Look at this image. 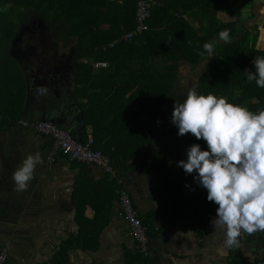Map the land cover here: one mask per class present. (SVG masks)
Here are the masks:
<instances>
[{
    "label": "trees",
    "instance_id": "1",
    "mask_svg": "<svg viewBox=\"0 0 264 264\" xmlns=\"http://www.w3.org/2000/svg\"><path fill=\"white\" fill-rule=\"evenodd\" d=\"M155 1L158 5L151 8L148 30L141 37L103 49L133 30L136 0H0V135L16 126L22 128L20 120H32L25 118L26 70L11 51L19 44L22 29L43 28L51 35L53 45L74 46L75 95L86 101L79 108L84 127H91L92 149L107 156L116 170H128L134 162L141 172L156 175L160 181L158 193L168 188L176 203L188 206L192 199L197 200L200 217L189 218L188 222H193L188 224H193L201 239L218 206L207 200V191L194 181V173L186 174L148 146L150 127L167 106L180 62L192 67L205 63L195 83L199 93L225 96L253 112L264 109V88L248 82L244 75L245 69L254 71L253 60L264 56V51L255 48L257 34L239 20V8L230 0ZM218 13L228 19L221 21ZM224 29L229 30L230 42L219 41L215 55L206 62V54H199L202 45L218 40V33ZM93 62L107 65L94 70ZM43 121L56 125L48 119ZM43 137L50 149L51 139ZM194 143L206 148L203 140L188 133L186 150ZM72 164L81 167L73 193L78 231L63 240L43 264H69L68 256L74 249L97 251L99 235L109 222L110 206L118 197L113 180L107 176L92 180L84 173L83 164ZM187 180L193 191L190 199L181 202L177 193ZM86 205L93 210L91 219L84 217ZM140 219L150 241L148 222ZM125 263L149 264L139 253L125 255Z\"/></svg>",
    "mask_w": 264,
    "mask_h": 264
},
{
    "label": "crops",
    "instance_id": "2",
    "mask_svg": "<svg viewBox=\"0 0 264 264\" xmlns=\"http://www.w3.org/2000/svg\"><path fill=\"white\" fill-rule=\"evenodd\" d=\"M230 1L239 8L240 17L252 18L253 27L249 28L257 34L255 48L264 51V0ZM217 17L221 21L228 19L224 13H218ZM71 48L73 54L69 50ZM57 50L64 58L72 54L68 58L71 65L68 90L54 89L45 94L47 90L44 88L32 92L27 89L25 118L39 120L36 115H46L73 137L81 139L87 134L92 135V131L91 127H84L82 112L75 100L74 46L58 47ZM94 63L97 62L92 63L94 70L105 68H96ZM180 64L185 65L180 62L179 68ZM27 86L31 91L30 82ZM70 108H73L72 111ZM162 132L167 133L166 130ZM150 133L148 146L153 150L152 145L156 141ZM46 142L43 136L17 126L0 135V247L10 242L7 264H43L49 261L63 240L78 231L73 193L81 167L72 163L80 162L69 161L59 154L54 162L48 163L46 156L49 149ZM153 151L168 157L155 149ZM37 152L41 154L43 162L37 165L27 190L17 191L12 180L13 172L27 155ZM83 170L92 180H100L105 176L111 179L96 166L83 164ZM116 177L128 191L139 216L150 227V255L146 257L149 264H256L262 257L264 231L243 233L238 247L226 249L223 233L219 229L215 233L216 239L210 235L214 231L211 223L206 226L201 239L193 224H188L193 222L196 215L200 217V207L196 209L199 206L197 200L192 199L187 206L176 203L168 188L159 194V178L152 173L141 172L134 162L130 163L128 170H117ZM192 191L189 181H185L177 193L180 194L181 202L190 199ZM84 217L93 218V210L88 205ZM108 218V224L99 235L98 250L89 252L74 249L68 256L69 264H126L125 255L139 253L121 217L117 199L110 206ZM189 218L193 219L188 222Z\"/></svg>",
    "mask_w": 264,
    "mask_h": 264
},
{
    "label": "clouds",
    "instance_id": "3",
    "mask_svg": "<svg viewBox=\"0 0 264 264\" xmlns=\"http://www.w3.org/2000/svg\"><path fill=\"white\" fill-rule=\"evenodd\" d=\"M230 39L229 30H221L218 40L205 42L199 54H206L207 62L215 55L216 44ZM253 66L254 71L245 69L244 75L264 88V56L255 57ZM171 123L177 135L191 133L206 143V148L190 145L186 159L177 166L186 174L194 173V181L207 191V200L218 206L210 221L212 238L219 229L224 247L230 249L239 246L243 233L264 231V109L253 112L225 96L201 94L193 88L183 102H174ZM42 162L39 152L23 159L12 174L17 191L27 190Z\"/></svg>",
    "mask_w": 264,
    "mask_h": 264
},
{
    "label": "built area",
    "instance_id": "4",
    "mask_svg": "<svg viewBox=\"0 0 264 264\" xmlns=\"http://www.w3.org/2000/svg\"><path fill=\"white\" fill-rule=\"evenodd\" d=\"M155 0H136L135 9V26L133 30L124 33L120 37L110 42L105 48H114L121 43H128L133 39L139 38L148 30L146 24L151 14V8L157 6ZM96 68L106 67V63H94ZM18 124L22 128H27L35 133L46 136L51 139L52 145L49 149L46 161L54 162L55 158L62 154L69 161H77L86 165L96 166L101 169L104 174L108 175L111 180L115 181L117 186L118 207L121 217L127 226L128 234L134 241L138 252L142 257L146 258L150 255L149 239L147 237V228L143 225L137 209L134 207L131 197L122 187V182L116 177L117 170L111 165L110 159L99 151L92 149L93 137L87 134L83 142L73 137L68 130L60 128L49 121L43 120H20ZM10 242H5L0 247V264H7L10 253ZM256 264H264V253Z\"/></svg>",
    "mask_w": 264,
    "mask_h": 264
},
{
    "label": "flooded vegetation",
    "instance_id": "5",
    "mask_svg": "<svg viewBox=\"0 0 264 264\" xmlns=\"http://www.w3.org/2000/svg\"><path fill=\"white\" fill-rule=\"evenodd\" d=\"M24 31L28 33L26 35H23ZM19 36L20 41L17 39L19 41V44H15L13 48L16 51L19 50L16 52L17 58L26 70L31 89L36 90L37 88H44L50 91L54 89L67 91L69 79L68 76L70 74L66 65L68 63V60L55 59L53 53L49 52L50 50L44 46L45 40H47L46 37H49L51 45L55 47L54 50L56 52L58 51V47L56 45H53L51 35L48 34V32H46L43 28L37 29L32 27L28 29H22L19 33ZM178 88L174 89L175 91H172L173 93L171 99L160 116L159 122L162 123L158 125H162L164 123V130L167 131L168 138H166V136L163 134L165 132H158L154 135V141L156 142L155 147H153L152 145V148L156 151L158 149L160 150L164 143L169 144L171 142L172 138L169 135L171 131L174 132L175 130V126L171 123V114L173 111L174 101L175 99H177V101L183 102L180 99L183 93V91H181L182 87L179 88V91H177ZM173 128L174 130H172ZM187 136L188 133L185 134L184 140L187 138ZM158 140H160V142ZM177 140L178 139H176V142ZM161 142L163 144H161ZM170 148L174 147L170 146ZM177 148L179 152L182 150L181 146Z\"/></svg>",
    "mask_w": 264,
    "mask_h": 264
},
{
    "label": "rangeland",
    "instance_id": "6",
    "mask_svg": "<svg viewBox=\"0 0 264 264\" xmlns=\"http://www.w3.org/2000/svg\"><path fill=\"white\" fill-rule=\"evenodd\" d=\"M251 19H252L251 17H246V16L239 17V20L243 23V25L246 28L249 29V31L251 30L250 28L253 27V21ZM27 33L28 32L24 31L23 35H26ZM46 38H47V40H45V45L44 46L50 50L49 52L53 53V56H54L55 59H57V60H66V58H67L68 63L66 65H67L68 72L70 73L71 72V65L69 63L70 59H68V58H69V56H71L73 54V52H72L73 51L72 50L73 47L71 49H69L72 54L70 52H67V53H69L71 55H67L68 57L66 56V58H64V56L61 57V55H60L61 52H59V51L56 52L54 50L55 47H53L51 45L50 38L49 37H46ZM251 39H252V36H251L250 40ZM12 52H14V54L17 56L16 50L12 49ZM181 63H183V62H181ZM184 64H185L184 66L180 64V68H178V73H177L178 77H177L175 86L173 87L174 89L178 88L179 86H180L179 88L182 87L181 91H183V93H182V96L180 98L181 101H183L182 99L186 98V92L187 91H189L190 89H193V88L196 89L195 88V85H196L195 83L197 82L199 76L202 74V71H203L202 64H200L199 66H196V67H192V66H190V65H188L186 63H184ZM179 88L177 89V91H179ZM75 100L77 101V103H79L78 106H77V104L75 102V104H76L75 106H77V107H79V105L81 103H85L86 102L85 100H78V99H75ZM176 101H177V99H175L174 102H176ZM72 109L73 108H70L71 111H72ZM44 116L46 117V119L50 120L49 117H47L46 115H44ZM159 121H160V119L156 120V123H153V125H151V127H150V131H151L150 135H152L153 138H154V135L156 133L162 132L165 129L164 123L162 125L158 126V124L162 123V122L159 123ZM174 128H175V130H174ZM174 128L172 129V130H174V132L171 131V133L169 135L172 138L171 142L169 144H165L164 143V145H162L161 149L160 150L158 149L157 151L167 155L177 165L178 161L186 159L187 150H186V147H185V145H186L185 144V140L186 139L184 140V136L185 135H183V136L177 135L178 129L176 127H174ZM164 135L166 136V138H168V133H165ZM176 139H178L177 142H176ZM158 141L160 142V140H158ZM161 144H163V143L161 142ZM170 146H173L174 148H170ZM179 146H181V148H182V150L180 152H179V150H177L178 149L177 147H179ZM153 147H155L154 143H153ZM117 206H118V197H117Z\"/></svg>",
    "mask_w": 264,
    "mask_h": 264
},
{
    "label": "water",
    "instance_id": "7",
    "mask_svg": "<svg viewBox=\"0 0 264 264\" xmlns=\"http://www.w3.org/2000/svg\"><path fill=\"white\" fill-rule=\"evenodd\" d=\"M40 25H41V24H40ZM11 55H12L13 57H16V55H15L14 52H12V51H11ZM28 83H29V81H28ZM29 88H30V87L27 86L28 92H32V91H34V90H32V89H31V91H29ZM172 91H174V88L172 89ZM172 91H171V93H170V95H169V99H168L167 104L169 103V101H170V99H171V96H172V93H173ZM49 92H50V91L47 90V91H45V94H48ZM41 97H42V96H41ZM63 102H64V101H63ZM51 106H52V103H51V105H50V108H51ZM39 107H40V106L37 107L38 110H39ZM33 114H34V113H33ZM35 115H36V114H35ZM36 117H37L38 119H42V120H43V119H46L45 116H40V117H39V116L36 115Z\"/></svg>",
    "mask_w": 264,
    "mask_h": 264
}]
</instances>
